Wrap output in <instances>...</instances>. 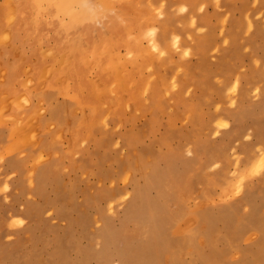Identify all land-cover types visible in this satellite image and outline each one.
<instances>
[{
    "label": "rangeland",
    "instance_id": "obj_1",
    "mask_svg": "<svg viewBox=\"0 0 264 264\" xmlns=\"http://www.w3.org/2000/svg\"><path fill=\"white\" fill-rule=\"evenodd\" d=\"M155 3L165 81L87 137L93 107L21 96L0 40V264H264V0Z\"/></svg>",
    "mask_w": 264,
    "mask_h": 264
},
{
    "label": "bare ground",
    "instance_id": "obj_2",
    "mask_svg": "<svg viewBox=\"0 0 264 264\" xmlns=\"http://www.w3.org/2000/svg\"><path fill=\"white\" fill-rule=\"evenodd\" d=\"M158 1L2 0L0 40L7 36L6 41L13 30L31 40L37 54L33 72L19 88L21 96L34 86L73 89L75 99L93 107V115L81 119L82 137L101 123L105 111L121 114L130 103L141 108L144 95L155 100L158 85L165 81L159 69L167 63L165 40L173 20L172 16L165 18L157 29ZM48 42L53 45L42 47ZM156 226L145 223L125 236L151 240L157 234Z\"/></svg>",
    "mask_w": 264,
    "mask_h": 264
},
{
    "label": "crops",
    "instance_id": "obj_3",
    "mask_svg": "<svg viewBox=\"0 0 264 264\" xmlns=\"http://www.w3.org/2000/svg\"><path fill=\"white\" fill-rule=\"evenodd\" d=\"M15 38L17 39V41L22 43L20 45L21 49H22V50H20L21 54H20V57L16 61H14V59H13L11 62H7L8 64L6 65V68H8L9 73H11V76H12L11 79L15 80V82H17L19 84V87L16 85H11V87L14 89H17V88L19 89L21 87L22 81L26 78L27 71H28V73L33 72V70L35 68V65L33 64V62L36 60L37 54L35 52L34 46H31V49H32L31 51L27 52V54H24L23 51L26 50L25 46H27L25 44V41L29 40V39L22 38L18 34L15 35ZM12 57H14V56H12ZM14 67H15V70H14ZM33 88L40 90L39 86H34V87H30L28 90H25V91H28L30 93V90ZM25 91L23 90V92H25ZM19 92H20V90H19Z\"/></svg>",
    "mask_w": 264,
    "mask_h": 264
},
{
    "label": "clouds",
    "instance_id": "obj_4",
    "mask_svg": "<svg viewBox=\"0 0 264 264\" xmlns=\"http://www.w3.org/2000/svg\"><path fill=\"white\" fill-rule=\"evenodd\" d=\"M178 39V38H177Z\"/></svg>",
    "mask_w": 264,
    "mask_h": 264
}]
</instances>
